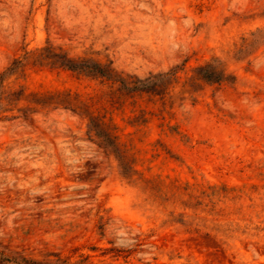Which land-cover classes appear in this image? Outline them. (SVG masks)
I'll list each match as a JSON object with an SVG mask.
<instances>
[{
	"label": "rangeland",
	"instance_id": "1",
	"mask_svg": "<svg viewBox=\"0 0 264 264\" xmlns=\"http://www.w3.org/2000/svg\"><path fill=\"white\" fill-rule=\"evenodd\" d=\"M49 46L162 92L50 67ZM0 249L71 264H264V0H0ZM214 58L230 77L196 79ZM93 115L131 166L88 135Z\"/></svg>",
	"mask_w": 264,
	"mask_h": 264
},
{
	"label": "trees",
	"instance_id": "2",
	"mask_svg": "<svg viewBox=\"0 0 264 264\" xmlns=\"http://www.w3.org/2000/svg\"><path fill=\"white\" fill-rule=\"evenodd\" d=\"M24 59H14L0 73V103L3 93L5 92V80L15 73H22ZM48 60L50 67L65 68L85 76L101 78L111 83H118L121 87L129 91H152L162 92L169 84L177 78L178 68L174 67L165 72L150 74L148 77L140 79L138 77L122 74L118 72L111 62H100L91 57L77 56L71 57L63 51H56L49 46V54L44 57ZM230 77L221 60L214 58L197 67L196 79L205 82H219ZM88 116V135L95 137L99 145L109 154H112L118 161L121 174L128 177L131 172V166L128 164L116 137L103 125L98 118L93 115ZM53 260H35L24 256L23 254L14 252L6 253V250L0 249V264H71L66 259L61 258L57 254Z\"/></svg>",
	"mask_w": 264,
	"mask_h": 264
}]
</instances>
